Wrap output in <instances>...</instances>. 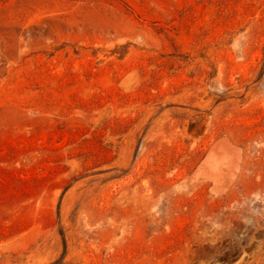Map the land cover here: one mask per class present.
Wrapping results in <instances>:
<instances>
[{
	"label": "rangeland",
	"instance_id": "374dc122",
	"mask_svg": "<svg viewBox=\"0 0 264 264\" xmlns=\"http://www.w3.org/2000/svg\"><path fill=\"white\" fill-rule=\"evenodd\" d=\"M0 264H264V0H0Z\"/></svg>",
	"mask_w": 264,
	"mask_h": 264
},
{
	"label": "bare ground",
	"instance_id": "6f19581e",
	"mask_svg": "<svg viewBox=\"0 0 264 264\" xmlns=\"http://www.w3.org/2000/svg\"><path fill=\"white\" fill-rule=\"evenodd\" d=\"M243 158L242 151L224 139L211 148L205 161L197 169L212 181L213 187L218 191H231L245 168Z\"/></svg>",
	"mask_w": 264,
	"mask_h": 264
}]
</instances>
